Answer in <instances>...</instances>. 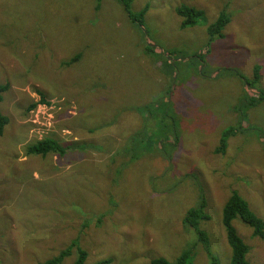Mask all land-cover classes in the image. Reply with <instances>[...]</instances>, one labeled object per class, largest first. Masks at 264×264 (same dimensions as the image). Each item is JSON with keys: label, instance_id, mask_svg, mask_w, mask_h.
<instances>
[{"label": "rangeland", "instance_id": "374dc122", "mask_svg": "<svg viewBox=\"0 0 264 264\" xmlns=\"http://www.w3.org/2000/svg\"><path fill=\"white\" fill-rule=\"evenodd\" d=\"M182 4L202 11L194 25L181 27ZM144 6L139 23L120 0H0V264H41L72 240L83 264L187 250L184 264H229L231 194L264 220V99L246 103L264 88V0H132L130 11ZM220 12L229 23L211 39ZM44 138L64 152L26 153ZM202 200L203 242L183 221ZM231 224L248 262L264 264V237ZM75 259L74 247L60 264Z\"/></svg>", "mask_w": 264, "mask_h": 264}, {"label": "trees", "instance_id": "16d2710c", "mask_svg": "<svg viewBox=\"0 0 264 264\" xmlns=\"http://www.w3.org/2000/svg\"><path fill=\"white\" fill-rule=\"evenodd\" d=\"M132 0H120L124 9L126 10L127 14L130 18L142 21L143 15L147 10V6H144L140 9L137 13L132 14L130 11V2ZM176 12L178 15L182 17L181 27H185L187 25H194L197 20L202 16V11L196 9L192 6H188L182 4L176 8ZM229 23V17L226 13L220 12L217 16L216 20L208 25L207 32L213 37H223V28ZM78 54H76L73 59H77ZM72 61V59L70 60ZM259 72V67L256 65L254 66V76L257 78ZM236 73L243 78L241 73ZM248 86L250 82L245 79ZM8 88L7 84H0V101L2 100L1 93L6 91ZM264 99V88L257 93L256 98L246 99V103L248 105H253L261 100ZM40 100L43 102L45 101L43 94H41ZM158 99L157 101H159ZM37 102H33L30 107H35ZM151 104L147 105L146 107H150ZM162 106V104H161ZM158 109V108H157ZM168 111L167 108H163L162 110V117L166 116V112ZM161 117V118H162ZM174 119L173 117L171 118ZM8 122L6 116L0 113V133H2L5 124ZM242 126H230L222 130L221 138L219 139V143L214 149V153L218 154L225 150L227 146V140L229 137L236 135L237 133L241 132ZM176 135V134H175ZM63 153L64 149L61 147V144L55 138H44L42 140L33 142L26 147V153L28 154H37V155H46L47 153ZM204 205L205 200H202L197 206L191 207L187 210L183 221L185 224L192 226L198 232L199 240L203 242L206 236L201 230H198V227L194 225V218L198 216V218H207L206 214L204 213ZM222 223L226 230V237L227 242L230 247V263L229 264H250L246 259V254L248 252V245L243 242V240L239 237L236 233V230L231 224V221L234 217L239 216L243 222L249 225L253 229V236L256 237H264V220L257 217L252 210L249 208V205L246 200H244L237 192H233L228 200L225 202L223 209H222ZM75 247L76 250V259L74 264H83L86 258V251L82 249L77 240H72L70 244L61 250L56 256L53 258L42 262L41 264H60L62 260L71 253L72 248ZM190 254V250L184 251L180 256H178L174 261H168L163 257L154 258L150 261V264H184L187 256ZM209 262L208 264H217V259L214 255H208ZM100 264H107L108 259L101 260Z\"/></svg>", "mask_w": 264, "mask_h": 264}, {"label": "crops", "instance_id": "0c3cea01", "mask_svg": "<svg viewBox=\"0 0 264 264\" xmlns=\"http://www.w3.org/2000/svg\"><path fill=\"white\" fill-rule=\"evenodd\" d=\"M38 103H40V102H38Z\"/></svg>", "mask_w": 264, "mask_h": 264}]
</instances>
